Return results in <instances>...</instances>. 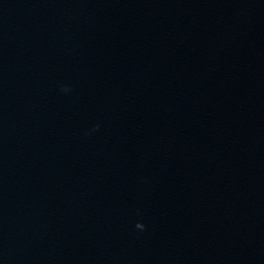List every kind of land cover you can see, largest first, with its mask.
Returning <instances> with one entry per match:
<instances>
[{
	"label": "water",
	"instance_id": "1",
	"mask_svg": "<svg viewBox=\"0 0 264 264\" xmlns=\"http://www.w3.org/2000/svg\"><path fill=\"white\" fill-rule=\"evenodd\" d=\"M0 264H264V0H0Z\"/></svg>",
	"mask_w": 264,
	"mask_h": 264
},
{
	"label": "clouds",
	"instance_id": "2",
	"mask_svg": "<svg viewBox=\"0 0 264 264\" xmlns=\"http://www.w3.org/2000/svg\"><path fill=\"white\" fill-rule=\"evenodd\" d=\"M63 90H64L65 92H67V91H68V89H67V88H64ZM144 227H145V226H144L143 224H141V223H137V224H136V228H137V229H141V230H143V229H144Z\"/></svg>",
	"mask_w": 264,
	"mask_h": 264
}]
</instances>
